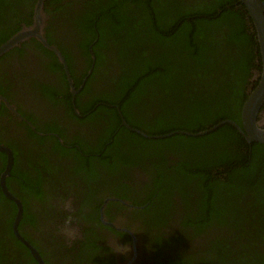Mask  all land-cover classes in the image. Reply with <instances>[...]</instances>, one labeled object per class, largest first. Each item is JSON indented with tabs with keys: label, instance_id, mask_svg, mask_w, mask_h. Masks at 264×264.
Wrapping results in <instances>:
<instances>
[{
	"label": "trees",
	"instance_id": "1",
	"mask_svg": "<svg viewBox=\"0 0 264 264\" xmlns=\"http://www.w3.org/2000/svg\"><path fill=\"white\" fill-rule=\"evenodd\" d=\"M84 4V12L73 17L74 28L85 33L87 44L95 41L96 56L91 60L84 50L89 61H95L84 85L96 76L100 88L79 108L82 114L95 108L110 112L113 123H108L109 132L95 157L90 155L92 149L84 148L87 143L79 141V153L73 156L78 174L83 173L86 181L85 176L92 175L88 170L94 173L102 164L114 174L135 165L141 168L148 180L143 206L153 208L150 226L158 232L145 238L152 264H264V144L247 143L229 123L197 136L173 133L149 138L140 133L199 132L226 119L240 123L242 105L259 78L250 80L261 73L259 42L246 6L241 0H85ZM16 7L0 0V23L14 15L12 25L20 28L14 23L22 20ZM27 7L30 17L33 6ZM111 65H116L113 70ZM83 91L90 92L89 86ZM123 120L138 131L121 126ZM116 127L119 134L112 133ZM104 143L108 145L103 149ZM110 146L115 155H110ZM109 158L113 160L105 162ZM19 181L27 191L44 196L39 180L37 186L31 180ZM176 201L188 219L179 228L189 226L202 237L211 229L206 254L204 246L196 250L200 256L186 254L182 231L168 237L161 231L172 218ZM5 235L14 237L11 230ZM127 237L122 254L126 260L133 240ZM168 245L176 252L169 248L168 253Z\"/></svg>",
	"mask_w": 264,
	"mask_h": 264
},
{
	"label": "flooded vegetation",
	"instance_id": "2",
	"mask_svg": "<svg viewBox=\"0 0 264 264\" xmlns=\"http://www.w3.org/2000/svg\"><path fill=\"white\" fill-rule=\"evenodd\" d=\"M37 1L5 0L9 6H18L22 20L14 21L20 28L12 25L14 15L0 23V45L18 29L34 23ZM84 3L85 0H44L40 6L41 35L56 51L30 36L0 55V264H38L29 248L14 235L19 212L16 229L36 249L43 264H127L122 254L127 249V234L132 238V233L138 235L143 255L137 264H152L145 238L158 232L150 226L148 215L153 208L146 210L143 206L148 191L145 173L135 165L125 170L127 174L122 170L114 174L107 164H102L99 169L96 166L94 173L99 172L98 176L88 170L92 175L85 176V181L73 159L82 139L87 143L84 148L92 149L90 155H98L101 140L109 132L108 123H113L110 112L100 113L95 108L82 114L79 108L89 103L91 94L100 88V77L96 76L84 85L93 70V55L96 57L92 48L95 41L87 44L85 33L74 28L73 17L84 12ZM27 6H33L30 17ZM58 52L69 73V68L72 71L71 82ZM115 66L111 65L112 70ZM256 74L250 82H254ZM88 86L90 92H82ZM260 118L264 122V114ZM118 130L116 127L112 133L119 134ZM107 145L104 143L102 148ZM113 148L109 147L110 155L116 153ZM8 162L12 169L3 177ZM19 180H31L34 186L39 180L45 189L44 196L27 191ZM13 196L21 206L24 203L25 210L22 206L20 211ZM175 199L179 201V196ZM191 199L187 200L190 204ZM178 201L172 218L167 219L161 231L167 232V237L182 231V243H188L187 247L183 245L186 254L200 256L196 250L202 246V253L206 254L211 246V229L204 230L202 237L189 226L179 228V223L188 219ZM8 230L13 239L5 235ZM168 246V253L169 248L176 252Z\"/></svg>",
	"mask_w": 264,
	"mask_h": 264
},
{
	"label": "water",
	"instance_id": "3",
	"mask_svg": "<svg viewBox=\"0 0 264 264\" xmlns=\"http://www.w3.org/2000/svg\"><path fill=\"white\" fill-rule=\"evenodd\" d=\"M243 4L246 6L247 11L250 15V17L253 19L254 25H255V31L257 34V39L259 42V51L261 55V73L260 75L256 74L255 79L259 78V81L255 88L251 91L247 99L242 105V111L240 115V123H236L232 120L226 119L218 122L217 124L211 126L210 128L206 130H202L199 132H189L185 130H177L173 132H169L163 135H146L144 132H140L142 135L152 138V137H165L173 133H180L184 135H190V136H197V135H203L209 131H212L216 129L218 126L229 123L233 125L237 131L241 134V136L246 140L247 143H263L264 144V122L260 121V117L264 114L261 112V106L264 103V0H241ZM44 0H38L36 2V12H35V18L34 23L32 25H29L27 27H23L17 31L15 35H13L11 38H9L7 41L2 43L0 45V55H2L6 50L10 49L13 46L18 45L21 41L25 40L26 38L30 36H35L39 38L46 46L56 51V49L52 46H49L43 36L41 35V27H42V16L39 14V8L43 5ZM59 59L61 63L63 64V68L65 69L66 76L68 80L71 82L70 73L67 68V64L65 59L62 57V55L58 52ZM94 58V55H93ZM91 70V68H90ZM122 123L129 127L131 130L138 131V129L131 127L125 120L122 121ZM8 166L6 169L5 174L3 177L8 175L9 170L11 168V162H8ZM5 180V179H4ZM4 190V182L2 180L1 182ZM9 196L11 194L7 193ZM13 198L20 211L22 212V206L20 204V201L18 198ZM20 217V212L17 215V218L15 220L14 226H13V232L16 238H18L21 242H23L30 250V252L33 254V256L37 259L38 264H43L42 260L39 257L38 252L36 249L26 240L23 236L19 234V232L16 229L17 221ZM131 233V232H130ZM132 235V253L127 258V264H137L140 261V258H142L143 255H141L139 251V246L137 243L138 238L134 235Z\"/></svg>",
	"mask_w": 264,
	"mask_h": 264
},
{
	"label": "clouds",
	"instance_id": "4",
	"mask_svg": "<svg viewBox=\"0 0 264 264\" xmlns=\"http://www.w3.org/2000/svg\"><path fill=\"white\" fill-rule=\"evenodd\" d=\"M242 2V1H241ZM243 3V2H242ZM245 6V5H244ZM250 16V15H249ZM255 75V74H254ZM254 79V77L253 78H251V80H253ZM256 81H257V79H255ZM250 94V93H249ZM249 94H248V96H249ZM247 96V97H248ZM262 112V111H261ZM263 113V112H262ZM12 169V167L10 168V170ZM10 170H9V172H10ZM21 204V203H20Z\"/></svg>",
	"mask_w": 264,
	"mask_h": 264
}]
</instances>
